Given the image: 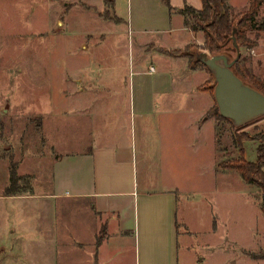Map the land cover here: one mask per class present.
Segmentation results:
<instances>
[{"label": "rangeland", "instance_id": "1", "mask_svg": "<svg viewBox=\"0 0 264 264\" xmlns=\"http://www.w3.org/2000/svg\"><path fill=\"white\" fill-rule=\"evenodd\" d=\"M102 2L0 0V264H74L76 253L63 227L69 221L62 204L46 196L56 190L51 178L53 161L61 154L84 151L95 137L106 141L107 120L122 131L130 114L138 117L142 106L151 114L146 124L140 120L150 142L182 141L181 134H175L181 122L193 117L197 123V113L206 107L205 94L198 90L209 96V117L215 122L222 152L217 171L202 175L199 167L209 161L211 140L214 151V138L209 135L214 124L205 123L202 135L195 133L201 138L196 170L179 180L192 189L177 213L182 234L179 262L264 264L255 260L264 259L261 190L241 179L237 171L221 173L226 170L219 166L239 157L233 134L242 130L255 136L261 130L256 124L264 115L239 127L216 119L213 74L197 62V73H182L179 80L183 60L169 56L171 51L164 54L165 49L190 43L189 33L171 30L139 39L126 20L117 22L111 5ZM248 5V0H230L229 9L240 13ZM123 8L125 2L119 8L122 16ZM261 8L258 22L264 15ZM262 34L263 30L247 31L245 37L257 45ZM201 38L198 34L196 40ZM153 45L163 53L153 51ZM202 48L204 42L177 51L195 62L196 52L211 55ZM252 48L240 45L232 66L249 85L255 76L264 81L260 77L264 62L253 56ZM181 93L191 94L192 99L181 101ZM160 100L166 115L158 114L161 110L154 106ZM133 130L140 138L139 122ZM256 143L243 141L248 161L256 160ZM73 221L77 228L79 221ZM101 226L95 244L106 236ZM128 248L120 256L132 260L131 245Z\"/></svg>", "mask_w": 264, "mask_h": 264}, {"label": "crops", "instance_id": "2", "mask_svg": "<svg viewBox=\"0 0 264 264\" xmlns=\"http://www.w3.org/2000/svg\"><path fill=\"white\" fill-rule=\"evenodd\" d=\"M124 2L125 8L122 11L125 10L123 15L126 17L119 13ZM185 4L197 10L202 7L201 0H112L111 10L117 22L126 20L132 35L136 34L139 39L154 35L158 37L159 33L171 30L189 33L191 42L182 48L165 49L164 54H168L169 51L182 50L192 44L201 45L204 42L202 31L195 32L185 26L184 16L178 11ZM227 4L230 7V0H227ZM198 34L202 38L197 41ZM262 35L251 52L256 59L264 62ZM156 48L159 47L153 45L152 50L163 53ZM168 55L183 60L181 72L178 73L179 80L182 73H197L194 68H190L186 55ZM150 68L153 70L149 72H153L154 67ZM260 77L264 79V75ZM198 91L205 94L206 107L197 113V123L192 116L189 121L181 122L175 134H181L182 141L177 139L171 145L164 141L157 144L150 142L140 125L141 122L146 124L151 114L142 106L138 117L136 113L130 114L127 127L123 124L122 131L110 119L107 120L106 141L95 137L84 151L61 154L53 161L51 178L53 189L56 190L46 196L55 198L59 205L62 204L63 216L69 221V225L65 223L63 226L64 234L76 253L74 264H125L127 257L120 254L129 249V245L133 254L132 260L127 258L128 264H180L179 242L182 234L178 230L177 213L181 200L189 198L192 189H187L179 180L187 178L196 170L194 163L197 149L201 147L198 145L201 138H196L195 133L202 135L200 130H204L205 123L209 125L211 121L214 124L212 135L209 134L210 138H214V151L211 140L209 161L199 167V172L208 175L217 171V160L222 152L221 139L215 135V122L209 117V96L206 92ZM187 98L192 99V95H179L181 101ZM157 102L154 106L161 110L158 114L166 115L165 109L160 105L161 100ZM128 106L132 108L133 105L130 102ZM136 121L141 130L140 138L135 130L132 131ZM256 126L264 131V119ZM210 129L208 127V132ZM257 144L253 145L254 150ZM245 145L243 144V150L246 159ZM224 170L226 171L221 173L235 171L229 168ZM74 219L79 221L77 228L73 227ZM102 223L106 236L101 243L95 244ZM84 252L86 254L81 257Z\"/></svg>", "mask_w": 264, "mask_h": 264}, {"label": "trees", "instance_id": "3", "mask_svg": "<svg viewBox=\"0 0 264 264\" xmlns=\"http://www.w3.org/2000/svg\"><path fill=\"white\" fill-rule=\"evenodd\" d=\"M201 1L202 7L200 10L195 9L191 5L189 6L185 4L178 11L184 16L185 26H188L195 32H203L204 48L202 49L208 50L211 54L224 52L232 55V53L235 52V47L232 41L233 33L239 47L240 45L248 47L255 46V43L246 39L245 34L247 31L253 30L264 31V15L261 22L257 21V16L262 9L261 7H264V0H249L248 10L237 13V15L231 12L227 4V0ZM104 2L107 5H111L112 0H104ZM169 10H171L170 7ZM191 46L186 47V49L191 48ZM170 53L176 55L182 52L175 50ZM192 56L194 57V55ZM194 61L195 62L190 61V68H194L195 63L197 62L201 63L195 57ZM236 63L237 62H235L232 66H235ZM251 80V86L254 88L256 87L264 94V81L260 80L256 76L252 77ZM211 89H213L214 92L213 85ZM214 115L216 119L226 120L232 125L231 121L225 118L223 119L219 115L217 104L214 107ZM247 140H258V144L255 149L256 160L254 162L247 161L244 157L245 151L243 150V141ZM233 144L238 150L239 157L221 162L219 163V166L224 169H234L238 172L241 179L260 188L261 195L263 197L261 210L264 213V131H257L255 136H250L242 130L239 133L236 132L233 134Z\"/></svg>", "mask_w": 264, "mask_h": 264}, {"label": "water", "instance_id": "4", "mask_svg": "<svg viewBox=\"0 0 264 264\" xmlns=\"http://www.w3.org/2000/svg\"><path fill=\"white\" fill-rule=\"evenodd\" d=\"M232 41L235 57L224 52L208 55L203 51L194 53V56L213 74V98L219 115L239 127L264 115V94L232 70V65L239 57L234 33Z\"/></svg>", "mask_w": 264, "mask_h": 264}, {"label": "built area", "instance_id": "5", "mask_svg": "<svg viewBox=\"0 0 264 264\" xmlns=\"http://www.w3.org/2000/svg\"><path fill=\"white\" fill-rule=\"evenodd\" d=\"M153 70V68H150V71H152Z\"/></svg>", "mask_w": 264, "mask_h": 264}]
</instances>
